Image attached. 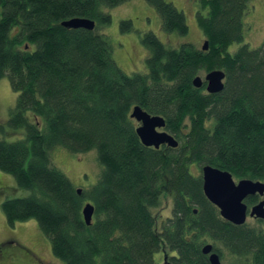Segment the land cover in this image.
I'll use <instances>...</instances> for the list:
<instances>
[{"label": "trees", "instance_id": "1", "mask_svg": "<svg viewBox=\"0 0 264 264\" xmlns=\"http://www.w3.org/2000/svg\"><path fill=\"white\" fill-rule=\"evenodd\" d=\"M131 1L0 0V79L9 78L18 94L8 127L25 132L14 141L0 136V171L29 193L3 202L7 224L34 219L63 264H155L162 252L173 264H209L202 253L208 243L222 261L264 264V229L224 220L201 176L212 166L237 181L264 183V41L255 49L245 43L250 0H198L196 22L209 48H174L150 31L141 40L147 71L128 74L102 30L113 22L106 10ZM144 1L163 32L188 35L186 16L172 2ZM74 18L94 21L95 29L62 26ZM120 29L132 32L133 21ZM213 71L225 73L223 91L194 86ZM136 106L163 117L178 147L144 146L131 118ZM57 148L95 151L97 183L78 189L52 163ZM165 196L172 213L159 226ZM87 204L95 209L91 225Z\"/></svg>", "mask_w": 264, "mask_h": 264}, {"label": "rangeland", "instance_id": "2", "mask_svg": "<svg viewBox=\"0 0 264 264\" xmlns=\"http://www.w3.org/2000/svg\"><path fill=\"white\" fill-rule=\"evenodd\" d=\"M169 2L185 14L189 25L188 35L179 36L163 32L159 15L144 0H133L129 4L106 10L112 15L113 22L103 29L102 33L111 38L115 46L114 58L126 73L147 71L146 59L149 57V51L143 46L141 40L143 35L150 31L155 33L163 43L174 48L183 43H192L203 48L204 36L196 22L198 0H169ZM250 3L251 11L245 17V43L255 49L264 41V0H250ZM123 20L133 21L132 32H121L120 22ZM239 47L240 44L236 43L229 50L236 52ZM200 77L204 80L205 74L202 73ZM17 98L18 94L13 91L9 78L0 79V126L5 127V131L0 130V136L9 141L23 139L25 136L24 130L13 132L8 127L10 112L15 107ZM28 117L32 120L33 115L29 113ZM51 161L78 189L82 190L92 188L97 183L101 172L95 151L74 155L62 148H57L51 153ZM28 194V191L17 187L11 176L0 171V246H3L2 250L0 249V264H63L52 254L49 238L41 232L34 219L17 223L14 227L7 224L2 211L3 202L11 198L25 197ZM172 206L171 198L165 196L156 211L159 226L163 219L171 217ZM260 221H262L261 224L258 220L249 218L247 223L264 229V220ZM163 257H165L164 252L155 255V264L162 262ZM232 260L234 261L231 256H226L222 262L233 264Z\"/></svg>", "mask_w": 264, "mask_h": 264}, {"label": "water", "instance_id": "3", "mask_svg": "<svg viewBox=\"0 0 264 264\" xmlns=\"http://www.w3.org/2000/svg\"><path fill=\"white\" fill-rule=\"evenodd\" d=\"M62 26L69 29L82 28L92 31L95 29V22L88 19L74 18L63 22ZM208 48V42H205L202 49L207 50ZM224 81V72L213 71L207 74L204 80L198 76L194 80V86L201 88L206 82L207 92L216 94L223 91ZM131 118L139 124L137 134L144 146L154 149H160L162 146L178 147L179 143L174 136L163 130L166 127V121L163 117L151 116L141 107L136 106L133 109ZM202 178L205 196L219 209L224 220L238 226L246 224L249 218L264 220V199L250 210L245 203V200L249 197L259 196L264 198L263 182L247 179L236 182L231 173L212 166L202 168ZM94 210L92 204L85 205L83 209V216L87 225L92 223ZM195 213H197L196 210ZM213 249L214 246L208 244L202 249V253L209 256L210 264H222L219 254L214 252ZM168 259L165 257V261L159 264H172Z\"/></svg>", "mask_w": 264, "mask_h": 264}, {"label": "flooded vegetation", "instance_id": "4", "mask_svg": "<svg viewBox=\"0 0 264 264\" xmlns=\"http://www.w3.org/2000/svg\"><path fill=\"white\" fill-rule=\"evenodd\" d=\"M254 197H257V196H254ZM249 198H250V197H249ZM263 199H264V198H261V197H260V200L258 201V203H259L261 200H263ZM246 200H247V199H246ZM246 200H245V201H246ZM245 203H246V202H245ZM258 203H257V204H258ZM255 205H256V204H255ZM253 206H254V205H253ZM253 206L248 207V209L250 210ZM251 219H254V218H251ZM255 220H258V221H259V219H255ZM213 251L216 252L214 249H213ZM216 253L219 254L218 252H216ZM219 256H220V255H219ZM206 257L208 258V262H209V256H206ZM220 258H221V257H220ZM163 261H164V257H163ZM163 261H162V262H163ZM169 261H170V259H169ZM221 261H222V259H221ZM162 262H159V263H162ZM209 264H210V262H209Z\"/></svg>", "mask_w": 264, "mask_h": 264}, {"label": "bare ground", "instance_id": "5", "mask_svg": "<svg viewBox=\"0 0 264 264\" xmlns=\"http://www.w3.org/2000/svg\"><path fill=\"white\" fill-rule=\"evenodd\" d=\"M206 245H208V244H206ZM206 245H204V246L202 247V249H203Z\"/></svg>", "mask_w": 264, "mask_h": 264}]
</instances>
